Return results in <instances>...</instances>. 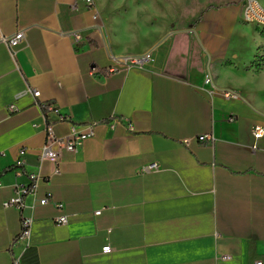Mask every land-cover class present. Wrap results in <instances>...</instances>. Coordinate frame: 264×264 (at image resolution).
Wrapping results in <instances>:
<instances>
[{
  "label": "crops",
  "instance_id": "0c3cea01",
  "mask_svg": "<svg viewBox=\"0 0 264 264\" xmlns=\"http://www.w3.org/2000/svg\"><path fill=\"white\" fill-rule=\"evenodd\" d=\"M95 5L97 21L83 0H0V264L20 254L10 250L20 214L2 204L32 175L37 199L50 202L25 199L33 226L20 264H264V136H252L264 100L248 86L261 45L254 54L233 37L241 0L172 8V27L145 45L149 24L128 9L118 21L132 35L115 41ZM19 31L9 49L3 39ZM74 32L84 37L76 46ZM148 52L142 68L106 73L116 58ZM26 89L39 98L15 100ZM89 128L76 153L39 162L47 132ZM151 163L158 170L141 172Z\"/></svg>",
  "mask_w": 264,
  "mask_h": 264
},
{
  "label": "built area",
  "instance_id": "2783aa9c",
  "mask_svg": "<svg viewBox=\"0 0 264 264\" xmlns=\"http://www.w3.org/2000/svg\"><path fill=\"white\" fill-rule=\"evenodd\" d=\"M84 8L93 12V20H99V13L96 10V5L94 0H83ZM242 8L240 17L242 21L246 24L255 25L264 31V8L261 6L258 0H241ZM264 33V32H263ZM73 44L76 46L78 43H81L84 40V37L80 32L72 33ZM24 40L23 31H19L11 37H7L3 39V42L9 47V49H13L18 46ZM151 61L150 52L145 53L141 56H127V57H119L115 59V65L106 69V73L108 75H114L119 73L121 70H130L134 68H142L147 62ZM211 83L210 78L206 75L204 79V84L209 85ZM24 95H32L34 99L39 98V92L36 90L26 89L22 93L15 96V100H18L20 97ZM225 99H237L238 95L234 93H223ZM14 106L10 107V110H13ZM230 122L233 121L232 118L229 119ZM93 135L92 128H89V132L86 134H77L73 133L72 135L64 138H56L51 135L50 131L47 132V139L45 144L39 150V162L49 161L53 163H59L63 154H73L76 153L83 142L90 138ZM252 136L255 140H259L264 136V127L255 126L252 130ZM196 140L200 143H211L212 136L211 135H202L196 138ZM255 149V147H253ZM22 153V151H21ZM24 163L22 160H19L15 167L14 172L17 176L23 174ZM158 170V165L156 163H151L145 165L141 168V172L147 173L151 171ZM31 182L28 185H14L12 195L3 202L2 206L5 209H15L20 214V231L17 237L14 239L10 246L11 253L14 250H20V254L23 253L28 247L31 237V231L33 226V219L31 216L24 215V211L26 209H32L34 204L31 206H27L25 203V199L30 197L33 199V203H38L40 206L47 205L50 201L48 198H43L38 200L37 189L39 179L37 175H32ZM2 184L0 183V188ZM101 211H97L94 213L95 216H99ZM56 225H66L67 218L65 216L56 217L54 220ZM101 252L103 254H110L112 249L110 246L103 247ZM20 254L13 255L12 263L20 264ZM255 264H263L261 261L256 262Z\"/></svg>",
  "mask_w": 264,
  "mask_h": 264
},
{
  "label": "rangeland",
  "instance_id": "374dc122",
  "mask_svg": "<svg viewBox=\"0 0 264 264\" xmlns=\"http://www.w3.org/2000/svg\"><path fill=\"white\" fill-rule=\"evenodd\" d=\"M201 1L209 3L211 0H95L102 11V16L103 13L106 15L103 18L105 27L109 25L107 20H111L110 37L115 41L127 39L132 35V29H130L132 24L127 23V29H125V25L118 21V17L126 13L128 9L131 10V16L135 20L140 21L144 25L149 24L147 25L149 31L141 39V45H145L148 41L157 38L167 27H172L173 24L168 20V11L170 9L172 10V8L177 6L193 7L197 3L201 4ZM100 3H102V6ZM259 30V34H256L253 26L244 23L241 19L239 31L233 37L240 41L241 49L247 50L250 45H253L254 54L257 47L261 45V49L257 54V64L253 66V71L255 73L260 72V77L258 80L248 84V86L264 100V35L262 38L260 34H264V31L260 28Z\"/></svg>",
  "mask_w": 264,
  "mask_h": 264
}]
</instances>
